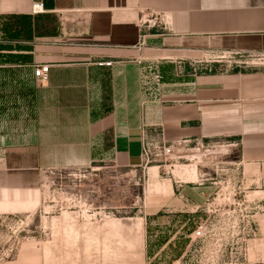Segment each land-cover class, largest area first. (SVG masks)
Returning <instances> with one entry per match:
<instances>
[{
	"label": "crops",
	"instance_id": "crops-1",
	"mask_svg": "<svg viewBox=\"0 0 264 264\" xmlns=\"http://www.w3.org/2000/svg\"><path fill=\"white\" fill-rule=\"evenodd\" d=\"M36 1L44 12L32 13ZM151 12L158 26L146 21ZM207 51L264 53V0H0V131L9 137L21 130L34 150L84 148L86 141L95 150L108 142L113 161L125 167L144 163V128L168 142L210 140L216 145L209 151H238L247 194L262 201L264 69L193 73L190 61ZM151 57L165 72H179L158 90L143 88L136 74ZM166 59L172 64L160 62ZM38 64L50 65L46 81L34 76ZM5 70L20 76L7 78ZM92 85L108 95L102 115ZM16 98L30 110L22 128L7 121L15 120ZM97 137L101 144L92 142ZM26 144L7 138L0 150ZM208 185H181L184 207L198 199L193 191L203 203L217 190L216 182ZM14 195L1 194L0 212L37 202ZM252 246L251 264H264V214Z\"/></svg>",
	"mask_w": 264,
	"mask_h": 264
},
{
	"label": "rangeland",
	"instance_id": "rangeland-1",
	"mask_svg": "<svg viewBox=\"0 0 264 264\" xmlns=\"http://www.w3.org/2000/svg\"><path fill=\"white\" fill-rule=\"evenodd\" d=\"M155 17L147 18L153 23ZM157 60L151 57L146 67H137L143 88L158 90L167 75L176 74V69L165 72ZM190 62L195 74L264 69V53L207 51ZM5 71L7 78L20 76ZM97 88L93 91L102 115L108 95ZM16 100L15 120L7 121L20 128L30 125L29 106ZM20 133L8 137L0 131V145L7 138L28 143L24 149L0 150V196L6 191L14 198L19 190L23 202H37L26 211L0 212V264H171L182 255L201 217L193 212L201 204L199 196L193 191L198 199L189 198L184 207L181 185L209 186L232 169L243 175L235 165L238 151H209L216 145L210 140L179 144L153 133L143 165L125 167L113 161L108 142L95 150L89 141L84 148L34 150L29 136ZM193 168L195 179L188 177ZM262 187L258 183V190ZM262 214L264 200L258 199Z\"/></svg>",
	"mask_w": 264,
	"mask_h": 264
},
{
	"label": "built area",
	"instance_id": "built-area-1",
	"mask_svg": "<svg viewBox=\"0 0 264 264\" xmlns=\"http://www.w3.org/2000/svg\"><path fill=\"white\" fill-rule=\"evenodd\" d=\"M45 10L42 1L34 2L32 13L39 14ZM150 15L155 13L151 12ZM146 21L151 24L149 19ZM153 26H158V21H154ZM138 62L141 63L142 59L139 58ZM99 64L112 65V61ZM49 72V64H38L34 67L37 80L46 81ZM155 77L161 79L160 74ZM157 135L166 141L162 135ZM151 136L148 129L144 128V158L148 157ZM232 170L233 173L226 174L222 180L216 181L215 192L205 195L203 203L196 205L193 212L201 214L200 220L189 235L182 255L171 264L252 263V244L258 238V198L247 194V189L243 187V175L235 169Z\"/></svg>",
	"mask_w": 264,
	"mask_h": 264
},
{
	"label": "bare ground",
	"instance_id": "bare-ground-1",
	"mask_svg": "<svg viewBox=\"0 0 264 264\" xmlns=\"http://www.w3.org/2000/svg\"><path fill=\"white\" fill-rule=\"evenodd\" d=\"M188 173H189L188 174L189 175L188 177H190L191 179H195L196 178V175L194 174V168H193V170L191 169L190 172H188Z\"/></svg>",
	"mask_w": 264,
	"mask_h": 264
}]
</instances>
